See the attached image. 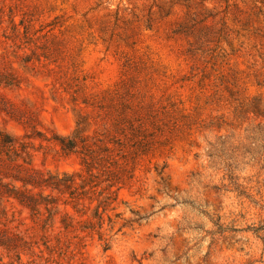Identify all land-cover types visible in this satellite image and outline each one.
Here are the masks:
<instances>
[{"label": "rangeland", "instance_id": "1", "mask_svg": "<svg viewBox=\"0 0 264 264\" xmlns=\"http://www.w3.org/2000/svg\"><path fill=\"white\" fill-rule=\"evenodd\" d=\"M0 264H264V0H0Z\"/></svg>", "mask_w": 264, "mask_h": 264}]
</instances>
